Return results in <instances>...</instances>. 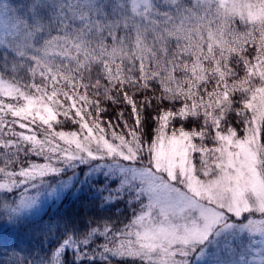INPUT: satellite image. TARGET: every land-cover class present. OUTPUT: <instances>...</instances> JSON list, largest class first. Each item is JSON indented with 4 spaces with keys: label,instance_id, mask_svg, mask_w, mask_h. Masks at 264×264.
I'll return each instance as SVG.
<instances>
[{
    "label": "snow or ice",
    "instance_id": "6c2138e0",
    "mask_svg": "<svg viewBox=\"0 0 264 264\" xmlns=\"http://www.w3.org/2000/svg\"><path fill=\"white\" fill-rule=\"evenodd\" d=\"M0 264H264V0H0Z\"/></svg>",
    "mask_w": 264,
    "mask_h": 264
},
{
    "label": "trees",
    "instance_id": "16d2710c",
    "mask_svg": "<svg viewBox=\"0 0 264 264\" xmlns=\"http://www.w3.org/2000/svg\"><path fill=\"white\" fill-rule=\"evenodd\" d=\"M103 106L107 109L108 114L105 116V119H115V115L118 114L121 111H124V107L122 104L120 103H112L111 101H103ZM71 125L70 124H66L65 125V130L70 129ZM71 203L70 200L66 201L65 203V207H67L69 204ZM47 218V217H45ZM3 243L4 244H10L11 240L8 236H5L3 238Z\"/></svg>",
    "mask_w": 264,
    "mask_h": 264
},
{
    "label": "rangeland",
    "instance_id": "374dc122",
    "mask_svg": "<svg viewBox=\"0 0 264 264\" xmlns=\"http://www.w3.org/2000/svg\"><path fill=\"white\" fill-rule=\"evenodd\" d=\"M67 130V129H66ZM69 130V129H68ZM42 199H43V197H42Z\"/></svg>",
    "mask_w": 264,
    "mask_h": 264
}]
</instances>
